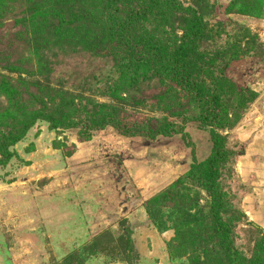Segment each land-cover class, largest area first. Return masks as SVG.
<instances>
[{"label":"rangeland","instance_id":"374dc122","mask_svg":"<svg viewBox=\"0 0 264 264\" xmlns=\"http://www.w3.org/2000/svg\"><path fill=\"white\" fill-rule=\"evenodd\" d=\"M236 258L264 264V0H0V264Z\"/></svg>","mask_w":264,"mask_h":264},{"label":"trees","instance_id":"16d2710c","mask_svg":"<svg viewBox=\"0 0 264 264\" xmlns=\"http://www.w3.org/2000/svg\"><path fill=\"white\" fill-rule=\"evenodd\" d=\"M183 52L184 50L181 49L179 52H177L176 59H175V66L174 70L177 74H182L183 67H184V59H183ZM183 82L185 83L188 79L182 77ZM212 137L214 139V147L213 151L211 153V156L208 158L207 161V168H208V175H209V180H208V186L210 189L219 196L221 197L220 194L217 193V179H218V172H219V164L221 161L226 159V155L222 148L217 144V141H219V137L217 134H215V131L212 133ZM238 259L236 258V264H238Z\"/></svg>","mask_w":264,"mask_h":264}]
</instances>
